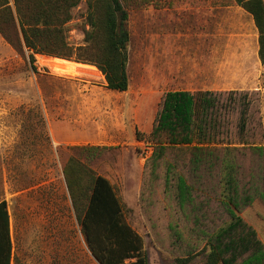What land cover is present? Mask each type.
<instances>
[{
	"label": "rangeland",
	"instance_id": "rangeland-1",
	"mask_svg": "<svg viewBox=\"0 0 264 264\" xmlns=\"http://www.w3.org/2000/svg\"><path fill=\"white\" fill-rule=\"evenodd\" d=\"M94 1L70 10L64 29L74 50L87 46ZM38 2L0 0V203L11 217L13 264H100L68 190L71 158L112 183L149 264H206L214 237L232 221L223 150L206 143L153 163V145L137 138L150 135L173 90L257 93L244 143L260 148L233 144L241 150L237 214L257 243L246 248L236 233L223 235L219 248L231 264H264V63L253 17L234 0H120L130 33L124 93L109 90L94 65L44 54L31 63L20 19L34 20ZM64 62L89 67L70 74ZM229 118L235 129L239 115Z\"/></svg>",
	"mask_w": 264,
	"mask_h": 264
},
{
	"label": "trees",
	"instance_id": "trees-1",
	"mask_svg": "<svg viewBox=\"0 0 264 264\" xmlns=\"http://www.w3.org/2000/svg\"><path fill=\"white\" fill-rule=\"evenodd\" d=\"M79 1L58 0L52 5L50 0H39L40 13L34 20L20 19L24 42L32 52L31 63H35V54H44L94 65L105 77L109 90L127 92L130 85L128 12L120 0L90 3L91 31L86 36L87 46L74 50L66 43L64 26L71 20L70 10ZM234 1L254 19L259 32L258 56L264 63V0ZM53 8L54 17L49 14ZM256 94L254 91L169 92L162 98L150 135L137 133L139 141L145 140L153 145L150 159L153 163L161 161L171 150L186 153L208 149L210 145L205 146L206 143L213 144V149L223 150L221 173L232 221L228 230L214 237L206 264H231L219 248L223 235L240 233L246 248L257 243L255 232L237 214V155L241 150L233 147V144H244L260 148L253 142L244 143L247 141L252 98ZM234 114L239 115L235 129L229 121ZM237 136L240 139L234 143L232 138ZM64 173L88 248L97 261L100 264H149L143 239L126 222L123 205L112 183L74 158L68 161ZM1 258L3 264H12L11 217L7 201L0 203V261ZM190 260L179 262L188 264Z\"/></svg>",
	"mask_w": 264,
	"mask_h": 264
},
{
	"label": "bare ground",
	"instance_id": "bare-ground-1",
	"mask_svg": "<svg viewBox=\"0 0 264 264\" xmlns=\"http://www.w3.org/2000/svg\"><path fill=\"white\" fill-rule=\"evenodd\" d=\"M58 64L60 66L65 67L66 69H68V71L70 72V74H81L82 72H84V70H87L88 69L87 67H89V66L74 65V64L65 63V62L64 63H58Z\"/></svg>",
	"mask_w": 264,
	"mask_h": 264
},
{
	"label": "crops",
	"instance_id": "crops-1",
	"mask_svg": "<svg viewBox=\"0 0 264 264\" xmlns=\"http://www.w3.org/2000/svg\"><path fill=\"white\" fill-rule=\"evenodd\" d=\"M181 91H184V90H173V91H171V92H181ZM206 91H210V90H203L202 92H206ZM170 92V91H169ZM184 92H189V91H184ZM124 93H126V92H124ZM190 93H192V94H194L195 93V91L194 92H190ZM107 140V139H106ZM105 140V141H106ZM98 145H106V143L105 142H102V143H98ZM202 146V145H201ZM206 146V145H205ZM212 145H210V146H207V147H211ZM214 146H212L211 148H213ZM104 177V176H103ZM106 178V177H105ZM108 179V178H107ZM0 264H3V261H2V258H1V261H0ZM12 264H13V260H12Z\"/></svg>",
	"mask_w": 264,
	"mask_h": 264
},
{
	"label": "water",
	"instance_id": "water-1",
	"mask_svg": "<svg viewBox=\"0 0 264 264\" xmlns=\"http://www.w3.org/2000/svg\"><path fill=\"white\" fill-rule=\"evenodd\" d=\"M94 257V256H93ZM95 258V257H94ZM96 259V258H95ZM97 260V259H96Z\"/></svg>",
	"mask_w": 264,
	"mask_h": 264
}]
</instances>
